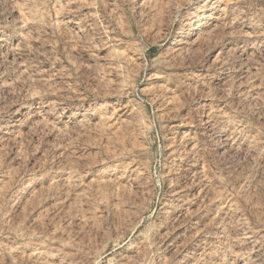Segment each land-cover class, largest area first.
I'll list each match as a JSON object with an SVG mask.
<instances>
[{"label":"rangeland","instance_id":"obj_1","mask_svg":"<svg viewBox=\"0 0 264 264\" xmlns=\"http://www.w3.org/2000/svg\"><path fill=\"white\" fill-rule=\"evenodd\" d=\"M0 264H264V0H0Z\"/></svg>","mask_w":264,"mask_h":264}]
</instances>
